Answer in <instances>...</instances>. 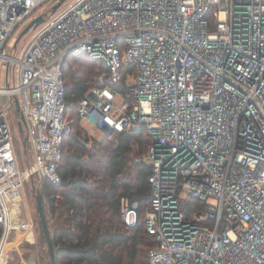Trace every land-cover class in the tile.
<instances>
[{
  "label": "built area",
  "instance_id": "2783aa9c",
  "mask_svg": "<svg viewBox=\"0 0 264 264\" xmlns=\"http://www.w3.org/2000/svg\"><path fill=\"white\" fill-rule=\"evenodd\" d=\"M58 1L0 0V264L9 234L34 229L9 209L23 182L60 183L67 54L107 66L77 104L81 119L103 134L144 124L151 136L135 158L151 167L148 264H264V0H72L52 12ZM38 15L17 50L15 30ZM15 99L25 169L8 120ZM121 200V220L137 224L138 203Z\"/></svg>",
  "mask_w": 264,
  "mask_h": 264
},
{
  "label": "trees",
  "instance_id": "16d2710c",
  "mask_svg": "<svg viewBox=\"0 0 264 264\" xmlns=\"http://www.w3.org/2000/svg\"><path fill=\"white\" fill-rule=\"evenodd\" d=\"M98 70L106 74L107 66L86 55L67 54L61 65L65 114L72 119V133L64 137L61 146L57 165L60 183L40 181L43 204L50 216L55 264H148V252L155 240L145 229L143 208L150 201L151 167L131 156L134 147L139 156L151 142L145 125L112 131L94 140L91 148L78 140L83 131L77 104L95 84ZM126 71L131 70L124 69L116 83L123 94ZM122 198L139 205V220L133 226L121 220ZM41 236L44 238L42 231ZM44 254L50 264L48 250Z\"/></svg>",
  "mask_w": 264,
  "mask_h": 264
},
{
  "label": "rangeland",
  "instance_id": "374dc122",
  "mask_svg": "<svg viewBox=\"0 0 264 264\" xmlns=\"http://www.w3.org/2000/svg\"><path fill=\"white\" fill-rule=\"evenodd\" d=\"M72 0H64L60 7H64ZM29 18L26 19L14 32L10 42L12 45L14 44L19 32L21 29L29 22ZM34 29V28H33ZM32 34V29H30L27 33H25L19 41L16 44V49H20L22 44L26 42ZM102 72L101 70H98V72L95 75V84H93L91 87H89L88 90L91 88H95L99 85V73ZM10 86H13L12 78L9 77V84ZM0 86L7 87V83L4 79V66L0 67ZM2 101L5 103V106H9L13 99H10L7 96L2 97ZM18 112L15 109L14 105H11L8 108V120L12 126L13 132H14V138H13V146L15 148L16 153V159L18 162V167L20 169H25L26 165L29 163V150L31 149L30 144L27 145V147L23 148V144L19 143L17 140V135H23L26 134V126L23 124V133L21 134L19 132V126L17 122ZM80 125L83 131V135L78 140L80 142L85 143L87 148H91L94 140H100L101 138L107 136L109 133H101L96 129H92L89 122H87L84 119L80 118ZM89 134V135H87ZM109 138V137H108ZM88 143H86V142ZM137 148L134 147V151L131 154L132 158L135 160L137 155H135ZM40 178H37L36 176H31L26 179V181L23 182L21 188H20V195L17 199H15L9 206L10 213L12 214V220L16 223L19 221H25L30 220L33 222L34 229L27 234L22 233L18 230H13L7 239V243L5 246V252H3V264H48V259L46 258L44 251H47L46 243L44 238L41 236L40 231V224L38 220L37 210H36V200H35V191L36 189L40 190ZM46 201V200H45ZM45 207V214L47 221L49 219V213L47 210L46 205ZM50 225V221L48 223ZM50 229V227H49ZM25 237L32 240L30 243H26ZM42 237V238H41ZM145 261H147V249H145ZM21 254H24L23 257ZM31 256H34L33 260L30 261ZM2 263V262H1Z\"/></svg>",
  "mask_w": 264,
  "mask_h": 264
},
{
  "label": "water",
  "instance_id": "95a60500",
  "mask_svg": "<svg viewBox=\"0 0 264 264\" xmlns=\"http://www.w3.org/2000/svg\"><path fill=\"white\" fill-rule=\"evenodd\" d=\"M63 1L64 0H59L56 4H54L52 6V12H55L60 7V5ZM44 20H45V18L43 15H38L35 18H33L32 20H30L19 32L13 46L14 47L16 46V44L19 41V39L21 38V36H23L25 33H27L30 29L36 28L37 26L42 24L44 22ZM14 106H15L16 111L20 115V121L18 122V126H19V132L22 134L23 133L24 117L19 110L18 101L16 99L14 100ZM27 140H28V136L25 134L24 139H23L24 145H26ZM35 192H36L35 193L36 210H37L38 220L40 223V228H41L42 234L44 235V238H45L46 247H47V250L49 253L50 264H55V249H54V245H53L52 235H51L50 229H49V224H48L46 214H45V210H44L42 194H41L39 189H36ZM33 258H34V256H31L30 261H32ZM26 264H30V263L28 262Z\"/></svg>",
  "mask_w": 264,
  "mask_h": 264
},
{
  "label": "crops",
  "instance_id": "0c3cea01",
  "mask_svg": "<svg viewBox=\"0 0 264 264\" xmlns=\"http://www.w3.org/2000/svg\"><path fill=\"white\" fill-rule=\"evenodd\" d=\"M28 143V142H27ZM26 143V144H27ZM27 146V145H26ZM22 233H24V234H27L28 233V231H26V230H22L21 231ZM25 240H26V243H30L32 240H29L27 237H25ZM23 255L24 254H21V256L23 257ZM1 264H3V259H2V263Z\"/></svg>",
  "mask_w": 264,
  "mask_h": 264
},
{
  "label": "bare ground",
  "instance_id": "6f19581e",
  "mask_svg": "<svg viewBox=\"0 0 264 264\" xmlns=\"http://www.w3.org/2000/svg\"><path fill=\"white\" fill-rule=\"evenodd\" d=\"M2 256H3V253H2ZM2 260V259H1Z\"/></svg>",
  "mask_w": 264,
  "mask_h": 264
}]
</instances>
